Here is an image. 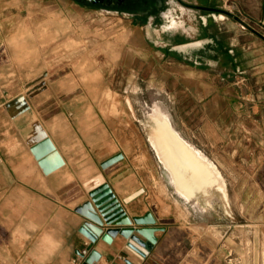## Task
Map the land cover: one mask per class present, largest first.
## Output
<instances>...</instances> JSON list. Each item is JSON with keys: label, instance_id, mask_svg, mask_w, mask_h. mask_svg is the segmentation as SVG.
I'll list each match as a JSON object with an SVG mask.
<instances>
[{"label": "rangeland", "instance_id": "obj_1", "mask_svg": "<svg viewBox=\"0 0 264 264\" xmlns=\"http://www.w3.org/2000/svg\"><path fill=\"white\" fill-rule=\"evenodd\" d=\"M218 1L225 13L167 2L146 21L79 0L7 10L0 150L10 148L15 162L28 156L44 175L71 173L61 191L79 197L99 178L134 176L171 225L195 203L206 210H189L204 228L192 263L264 264V0ZM170 20L178 27L167 29ZM155 107L214 163L226 200L213 188L190 204L176 193L149 142ZM43 139L62 161L47 174L35 157Z\"/></svg>", "mask_w": 264, "mask_h": 264}, {"label": "crops", "instance_id": "obj_2", "mask_svg": "<svg viewBox=\"0 0 264 264\" xmlns=\"http://www.w3.org/2000/svg\"><path fill=\"white\" fill-rule=\"evenodd\" d=\"M26 1L0 0V25L14 17V13L7 10L20 9ZM5 149L4 153L0 150V264H82L79 254L89 241L78 232L83 218L75 209L88 200V196L61 191V181L67 176L70 178L63 185L72 186L71 173L63 175L57 170L44 175L31 167L28 156L23 155L21 162H15L13 151ZM119 180L105 179V182L125 215L142 217L150 212L155 219L154 226L163 230L154 232L156 243L143 259L127 250L126 240L119 235L111 243L98 238L91 247L100 256L94 264H125V260L132 264H200L199 260L193 263L191 260L198 259L200 234L204 228L191 221L189 210L199 213L206 210L195 203V211L187 207V219L171 225L163 217L162 207L155 201L150 202L149 194L134 176ZM55 182H59V186ZM125 184L131 187H123ZM197 197L189 201L182 199L190 204ZM210 227L215 230L216 224Z\"/></svg>", "mask_w": 264, "mask_h": 264}, {"label": "water", "instance_id": "obj_3", "mask_svg": "<svg viewBox=\"0 0 264 264\" xmlns=\"http://www.w3.org/2000/svg\"><path fill=\"white\" fill-rule=\"evenodd\" d=\"M80 1L96 3L97 0ZM35 154L45 174L62 164L60 157L53 151L52 145L46 139L40 142ZM116 158L107 159L101 163V167L104 169L110 166ZM87 195L88 200L75 209V212L83 218L78 232L89 241V244L79 254L83 259L82 264H94L98 261L99 253L91 249L98 238L111 243L112 239L119 235L126 240L125 248L140 259L152 250L156 243L154 232L161 231L163 228L154 226L155 219L150 212L142 217H127L111 188L102 178H99L98 185L91 188ZM124 263L132 264L128 260Z\"/></svg>", "mask_w": 264, "mask_h": 264}, {"label": "bare ground", "instance_id": "obj_4", "mask_svg": "<svg viewBox=\"0 0 264 264\" xmlns=\"http://www.w3.org/2000/svg\"><path fill=\"white\" fill-rule=\"evenodd\" d=\"M200 43L201 41H197L189 46ZM186 46L188 45L177 46V48L184 49ZM151 111L149 115L152 127L149 142L168 172L176 193L189 201L196 198L198 194L209 196L208 192L213 188L226 200L224 181L214 163L174 129L167 114L157 107Z\"/></svg>", "mask_w": 264, "mask_h": 264}, {"label": "flooded vegetation", "instance_id": "obj_5", "mask_svg": "<svg viewBox=\"0 0 264 264\" xmlns=\"http://www.w3.org/2000/svg\"><path fill=\"white\" fill-rule=\"evenodd\" d=\"M167 2H170L173 7H177L183 11H199L202 12V15L203 13L214 14L220 10L218 6L220 2L218 0H97L96 3H83L96 5L107 11L126 14L134 17V19L146 21L151 16H154L153 14L165 6ZM220 12L225 13V11L221 10ZM176 27H178V23L170 20L166 28L175 29Z\"/></svg>", "mask_w": 264, "mask_h": 264}, {"label": "trees", "instance_id": "obj_6", "mask_svg": "<svg viewBox=\"0 0 264 264\" xmlns=\"http://www.w3.org/2000/svg\"><path fill=\"white\" fill-rule=\"evenodd\" d=\"M80 1V0H79ZM81 2V1H80Z\"/></svg>", "mask_w": 264, "mask_h": 264}]
</instances>
